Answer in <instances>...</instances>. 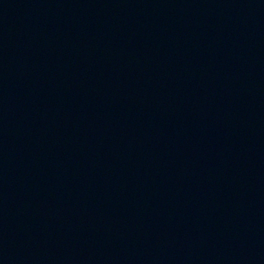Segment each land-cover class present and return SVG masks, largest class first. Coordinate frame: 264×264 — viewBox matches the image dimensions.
I'll use <instances>...</instances> for the list:
<instances>
[{"label": "water", "instance_id": "1", "mask_svg": "<svg viewBox=\"0 0 264 264\" xmlns=\"http://www.w3.org/2000/svg\"><path fill=\"white\" fill-rule=\"evenodd\" d=\"M0 264H264V0H0Z\"/></svg>", "mask_w": 264, "mask_h": 264}]
</instances>
